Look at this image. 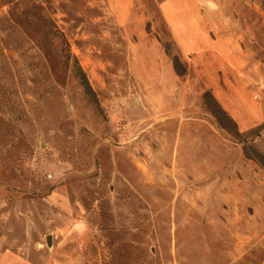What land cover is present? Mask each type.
<instances>
[{"label":"rangeland","instance_id":"rangeland-1","mask_svg":"<svg viewBox=\"0 0 264 264\" xmlns=\"http://www.w3.org/2000/svg\"><path fill=\"white\" fill-rule=\"evenodd\" d=\"M177 9L200 21L190 52ZM256 150L264 0H136L125 21L108 0H0V256L264 264Z\"/></svg>","mask_w":264,"mask_h":264},{"label":"crops","instance_id":"crops-1","mask_svg":"<svg viewBox=\"0 0 264 264\" xmlns=\"http://www.w3.org/2000/svg\"><path fill=\"white\" fill-rule=\"evenodd\" d=\"M136 0H108L109 5H111L112 10L116 13L117 18L120 21H125L132 10L133 5ZM169 1L162 2V6L169 4ZM177 12H172L171 14L163 11L165 19L171 26V30L174 36L177 37V42L181 45L182 50L190 52L194 49L196 43L191 37L195 36V24L198 25V31L201 30L200 21L197 14L192 10L189 13V17L185 19L187 13H182L178 9ZM184 20L191 21L190 24H185ZM194 22V24H193ZM200 28V29H199ZM0 264H36L27 257L17 253V252H5L0 256Z\"/></svg>","mask_w":264,"mask_h":264},{"label":"trees","instance_id":"trees-1","mask_svg":"<svg viewBox=\"0 0 264 264\" xmlns=\"http://www.w3.org/2000/svg\"><path fill=\"white\" fill-rule=\"evenodd\" d=\"M175 59V63H176V69L178 71L179 74H185V68L183 67V65L181 64L180 60H179V56L175 55L174 56ZM74 60H75V74L78 76L80 82L82 83V85L85 87L86 92L89 94H93L94 90L87 78V75L85 73V71L83 70L82 66L80 65L78 59L76 56H74ZM206 95H209L210 92H206ZM250 150L247 148V154H249ZM250 155V154H249ZM254 157H256L259 161L264 163V154H262L259 150H256Z\"/></svg>","mask_w":264,"mask_h":264},{"label":"water","instance_id":"water-1","mask_svg":"<svg viewBox=\"0 0 264 264\" xmlns=\"http://www.w3.org/2000/svg\"><path fill=\"white\" fill-rule=\"evenodd\" d=\"M47 239H48V243L51 244V243H52V237H51V234L48 235V238H47Z\"/></svg>","mask_w":264,"mask_h":264},{"label":"bare ground","instance_id":"bare-ground-1","mask_svg":"<svg viewBox=\"0 0 264 264\" xmlns=\"http://www.w3.org/2000/svg\"><path fill=\"white\" fill-rule=\"evenodd\" d=\"M241 108V107H240ZM242 110V109H241Z\"/></svg>","mask_w":264,"mask_h":264}]
</instances>
